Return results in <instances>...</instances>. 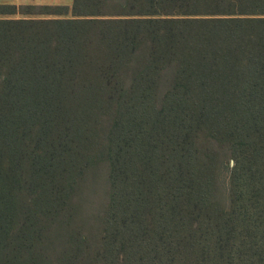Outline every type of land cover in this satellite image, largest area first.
<instances>
[{
	"label": "trees",
	"instance_id": "1",
	"mask_svg": "<svg viewBox=\"0 0 264 264\" xmlns=\"http://www.w3.org/2000/svg\"><path fill=\"white\" fill-rule=\"evenodd\" d=\"M0 264H264V0L0 3Z\"/></svg>",
	"mask_w": 264,
	"mask_h": 264
},
{
	"label": "rangeland",
	"instance_id": "2",
	"mask_svg": "<svg viewBox=\"0 0 264 264\" xmlns=\"http://www.w3.org/2000/svg\"><path fill=\"white\" fill-rule=\"evenodd\" d=\"M2 1V0H1ZM8 3H17V4H67L72 5L73 0H11L7 1ZM43 15H21L16 14L14 17H42ZM46 16V15H44Z\"/></svg>",
	"mask_w": 264,
	"mask_h": 264
},
{
	"label": "crops",
	"instance_id": "3",
	"mask_svg": "<svg viewBox=\"0 0 264 264\" xmlns=\"http://www.w3.org/2000/svg\"><path fill=\"white\" fill-rule=\"evenodd\" d=\"M7 1H11V0H2V1L0 0V3H8ZM25 4H27V3H25Z\"/></svg>",
	"mask_w": 264,
	"mask_h": 264
}]
</instances>
